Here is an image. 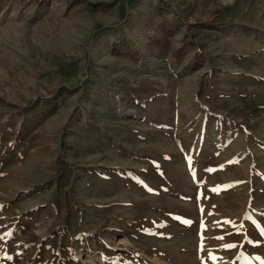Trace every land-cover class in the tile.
Returning <instances> with one entry per match:
<instances>
[{
	"label": "rangeland",
	"instance_id": "1",
	"mask_svg": "<svg viewBox=\"0 0 264 264\" xmlns=\"http://www.w3.org/2000/svg\"><path fill=\"white\" fill-rule=\"evenodd\" d=\"M0 264H264V0H0Z\"/></svg>",
	"mask_w": 264,
	"mask_h": 264
},
{
	"label": "trees",
	"instance_id": "2",
	"mask_svg": "<svg viewBox=\"0 0 264 264\" xmlns=\"http://www.w3.org/2000/svg\"><path fill=\"white\" fill-rule=\"evenodd\" d=\"M154 45L155 44L148 43L146 46L147 51H154L155 49L156 50L160 49V45H158V43H157V45H155V46Z\"/></svg>",
	"mask_w": 264,
	"mask_h": 264
},
{
	"label": "snow or ice",
	"instance_id": "3",
	"mask_svg": "<svg viewBox=\"0 0 264 264\" xmlns=\"http://www.w3.org/2000/svg\"><path fill=\"white\" fill-rule=\"evenodd\" d=\"M186 223H190V222L186 221ZM226 247H232V245H227Z\"/></svg>",
	"mask_w": 264,
	"mask_h": 264
}]
</instances>
